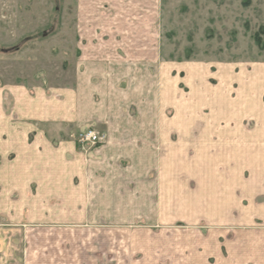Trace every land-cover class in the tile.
<instances>
[{"label":"rangeland","instance_id":"obj_1","mask_svg":"<svg viewBox=\"0 0 264 264\" xmlns=\"http://www.w3.org/2000/svg\"><path fill=\"white\" fill-rule=\"evenodd\" d=\"M82 79L57 172L0 155V264H264V0H0L2 89Z\"/></svg>","mask_w":264,"mask_h":264},{"label":"crops","instance_id":"obj_2","mask_svg":"<svg viewBox=\"0 0 264 264\" xmlns=\"http://www.w3.org/2000/svg\"><path fill=\"white\" fill-rule=\"evenodd\" d=\"M83 56L84 59L82 60L84 61H97L96 57L93 58L90 54L85 53ZM112 59L109 60H124L116 57H112ZM98 60L108 59L103 57ZM127 60L141 62L149 59L144 55H136ZM93 69H89L86 74L90 76ZM83 83V79L78 81V91L73 88L63 89L45 85L30 86L25 83L7 85L3 89L0 86V155L7 157L11 152H17L24 158L45 159L42 163L36 161V165L45 168L51 167L57 172L58 168L61 167L62 154L70 149L72 144L60 140L57 142L54 137L50 138L47 130H44L40 124H61V121L70 117V108L77 109L79 105V92L82 91L81 84ZM84 92L88 96L90 94L89 87ZM114 125L125 126L127 123H113L112 126ZM90 129L94 128L90 127L85 130L82 129V131ZM96 131L100 132L99 130ZM52 132L55 133V131ZM51 133L50 135L53 134ZM127 135L124 134L125 137ZM109 136L110 138L117 136L113 127L109 129ZM52 158L54 162L51 163Z\"/></svg>","mask_w":264,"mask_h":264},{"label":"built area","instance_id":"obj_3","mask_svg":"<svg viewBox=\"0 0 264 264\" xmlns=\"http://www.w3.org/2000/svg\"><path fill=\"white\" fill-rule=\"evenodd\" d=\"M79 138H80L81 143H86V144L91 143L92 145H97L105 140L106 135L100 132H97L94 129H90V130L81 132Z\"/></svg>","mask_w":264,"mask_h":264}]
</instances>
